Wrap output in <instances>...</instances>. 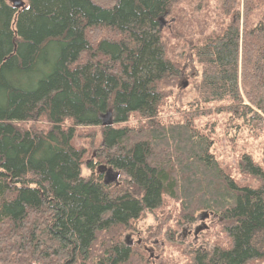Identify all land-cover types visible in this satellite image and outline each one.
<instances>
[{"label": "trees", "instance_id": "obj_1", "mask_svg": "<svg viewBox=\"0 0 264 264\" xmlns=\"http://www.w3.org/2000/svg\"><path fill=\"white\" fill-rule=\"evenodd\" d=\"M15 1L0 0V264H132L122 231L165 194L232 222L231 246L192 264L263 260L264 141L241 145L238 170L257 183L242 185L200 121L216 109L237 141L264 136V20L253 19L264 0L224 1L227 21L194 47L188 90L160 29L179 0ZM174 108L183 115H163ZM35 118L48 128L18 124ZM74 124L102 127L97 162L124 185L106 184L97 162L82 174Z\"/></svg>", "mask_w": 264, "mask_h": 264}, {"label": "rangeland", "instance_id": "obj_2", "mask_svg": "<svg viewBox=\"0 0 264 264\" xmlns=\"http://www.w3.org/2000/svg\"><path fill=\"white\" fill-rule=\"evenodd\" d=\"M224 1L179 0L169 13L164 15L162 40L166 55L181 67L182 77L178 81L180 88H184L183 82L188 84L191 81L186 71L188 64H191L195 45L212 31L218 30L223 21H227L223 11ZM243 1L240 0L241 7ZM254 12H256L253 14L254 22L264 20L262 13H259L264 12V7H259ZM186 88V90L190 88L189 84ZM163 115L180 117L183 113L180 109L174 108L164 111ZM70 122L67 121L66 125ZM18 124L43 130L49 126L44 118L20 121ZM229 124H232L229 114L218 113L216 109L209 117L200 121V126L208 129L207 132L213 135L216 141L215 150L221 156V162L232 167L231 172L237 181L242 185L255 186L257 183L250 175L238 170V153L244 142H247L249 147L255 145L261 152L262 144L259 141H264V136L243 134L241 140L237 141L236 137L232 138ZM74 126L76 130L74 143L85 150L82 174L88 175L90 170L87 164L96 163L102 149V127L75 124ZM258 157L262 160L264 156ZM100 164L102 163L95 164V174L100 173L104 179L106 171L98 172ZM115 170L120 172L118 184L115 185H124L128 176L122 170ZM231 223L221 212L211 208H196L192 216L185 211L181 199L165 194L159 207L144 210L139 219L123 229L121 239L134 250L132 264H192L198 250L210 251L215 246H231L232 240L226 231ZM255 264H264V259Z\"/></svg>", "mask_w": 264, "mask_h": 264}, {"label": "water", "instance_id": "obj_3", "mask_svg": "<svg viewBox=\"0 0 264 264\" xmlns=\"http://www.w3.org/2000/svg\"><path fill=\"white\" fill-rule=\"evenodd\" d=\"M17 6H23V1L21 0H16L14 2ZM160 29L163 27L164 24V16H160ZM103 126L107 125H112L113 124V119H112V112L111 110H107L105 114L103 115V120L101 123ZM102 170H106V175L104 178V182L106 184L112 183V182H117L118 176H119V171H114L112 167H108L106 165L101 166Z\"/></svg>", "mask_w": 264, "mask_h": 264}, {"label": "bare ground", "instance_id": "obj_4", "mask_svg": "<svg viewBox=\"0 0 264 264\" xmlns=\"http://www.w3.org/2000/svg\"><path fill=\"white\" fill-rule=\"evenodd\" d=\"M105 113H103L102 115H101V120H103V115H104ZM113 118V117H112ZM102 122V121H101ZM102 165H104V164H102ZM102 165H100L99 166V170L101 171V172H103V171H106V170H102V168H101V166ZM107 166V165H106ZM108 167H111V166H108ZM114 169V168H113ZM114 171H116L115 169H114ZM118 171V170H117ZM119 174H120V172H119ZM105 178V177H104ZM118 178H119V176H118ZM115 182V181H114ZM116 183H118V180H117V182Z\"/></svg>", "mask_w": 264, "mask_h": 264}, {"label": "flooded vegetation", "instance_id": "obj_5", "mask_svg": "<svg viewBox=\"0 0 264 264\" xmlns=\"http://www.w3.org/2000/svg\"><path fill=\"white\" fill-rule=\"evenodd\" d=\"M205 251H207V250H205ZM196 254V253H195Z\"/></svg>", "mask_w": 264, "mask_h": 264}]
</instances>
